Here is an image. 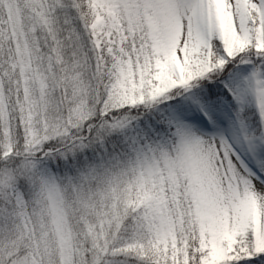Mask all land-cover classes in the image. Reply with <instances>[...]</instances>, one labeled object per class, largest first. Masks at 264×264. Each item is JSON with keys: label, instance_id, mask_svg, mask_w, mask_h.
I'll use <instances>...</instances> for the list:
<instances>
[{"label": "snow or ice", "instance_id": "6c2138e0", "mask_svg": "<svg viewBox=\"0 0 264 264\" xmlns=\"http://www.w3.org/2000/svg\"><path fill=\"white\" fill-rule=\"evenodd\" d=\"M0 264H264V0H0Z\"/></svg>", "mask_w": 264, "mask_h": 264}]
</instances>
